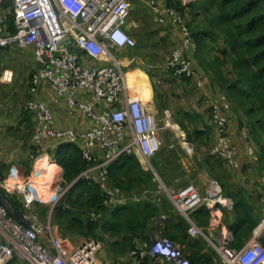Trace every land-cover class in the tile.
<instances>
[{"label":"built area","instance_id":"obj_1","mask_svg":"<svg viewBox=\"0 0 264 264\" xmlns=\"http://www.w3.org/2000/svg\"><path fill=\"white\" fill-rule=\"evenodd\" d=\"M145 1L155 22L171 19L182 34L181 42L173 46L165 61L145 64L146 71L171 73L179 81L192 79L196 71L186 53L194 46L195 38L186 12L169 4L168 0ZM131 5V0H0V48L34 47L38 65L32 72L29 96L23 109L30 113L35 123V144L41 146L45 138L57 140L54 148L62 143L77 144L88 162L75 180L66 183L55 202L68 194L79 179L97 184L108 208L148 198V189L142 194L127 193L110 185L109 181V166L113 162L124 154L138 153L153 171L158 192L167 196L182 216L192 222V213L203 205L208 207L213 201L227 204L231 199L223 195L216 179L210 180L207 196H202L194 184L182 187L166 184L154 168L152 159L161 145L157 135L160 119L147 105L139 80L134 78L129 82L127 66L135 58L126 63L118 55L137 44L128 30ZM8 15L13 16L11 21ZM195 84L202 86L201 81ZM44 87L53 90L51 100L35 96ZM60 101L70 113L76 110L85 113L91 121L90 126L86 129L59 127L54 105ZM224 107L229 109V104L225 103ZM171 115L169 109L164 110L161 119H165L167 126L171 123ZM226 115L214 106L213 119L219 130L212 153L233 167L237 166L236 147L229 144ZM240 134L247 153L257 160L258 151L251 145V133L244 127ZM186 139L183 137V143L189 145ZM31 186L30 178L20 180L16 176L0 175V188L7 194H22L24 204L18 219L9 216L0 206V264H14L16 258L29 264H104L99 240L89 237L73 245L69 239L55 233L50 216L43 220L34 209L37 198L31 196ZM261 199L264 202V193ZM156 201L161 204L160 198ZM160 216L168 218L166 212ZM101 217V213L92 214L94 220ZM260 226L264 227V216ZM189 233L207 238L195 224L190 226ZM231 238L232 232L227 229L223 238L212 244L218 264L264 263L263 245L248 244L237 249L229 245ZM134 243L133 264H141L150 255L172 264H192L185 249L166 234L155 237L150 243L137 239Z\"/></svg>","mask_w":264,"mask_h":264},{"label":"trees","instance_id":"obj_2","mask_svg":"<svg viewBox=\"0 0 264 264\" xmlns=\"http://www.w3.org/2000/svg\"><path fill=\"white\" fill-rule=\"evenodd\" d=\"M168 2L183 11L188 8V4L186 5L180 0H168ZM215 2L218 13L214 17H206L211 27L210 30L202 26L194 31L192 22L188 19L189 26L194 34L198 54L203 48H207L209 41L217 42L220 39V33L224 34L227 47L222 48L219 52L225 58L233 56L236 77L231 80L222 78L220 80L221 87L228 91L230 95L236 93L239 100L243 101L247 107V114L257 117L251 122L254 123L255 121L262 124L264 121V0H215ZM8 19L11 21L13 16L8 15ZM215 29L220 32H215ZM129 33L131 34L130 31ZM142 38L139 37V39ZM136 47L131 48L133 49L131 51L132 55H135L133 51ZM210 49L216 50L213 47ZM258 115H261V117ZM199 118L202 119V115L197 111L190 112L183 109L178 111L177 120L186 131L187 139L190 142L210 139L209 130L199 127ZM163 150L166 149L158 151L159 154L157 152L152 162L155 166H159L161 174L168 182L173 183L171 179H174V177H170V175L176 172L169 174L165 168ZM51 156L62 167L65 182L70 183L75 180L80 172L88 166V162L84 159L81 148L77 144L62 143L57 146L55 151L51 152ZM157 156H159V160L156 159ZM259 162L264 165V147H262ZM262 170L264 171V166H262ZM0 175L5 177L1 170ZM109 181H111L110 185L127 192L132 188L141 189L140 186L144 183L150 184L151 174L144 169L135 154H124L109 166ZM220 184L223 195L233 201L232 210L235 213L233 223L229 228L233 236L230 245L241 247L250 239L259 223L255 216V205L251 202L245 188L232 186L224 182ZM170 186L177 187L174 184ZM146 189L151 192L149 186L144 188V190ZM9 196H11V201L17 209L24 210L22 199L12 194H9ZM148 197H150L149 194ZM103 199V191L97 184H90L86 180L79 179L75 181L63 203L56 210V220L60 223L65 222L66 227L70 230L84 235H89V232L94 233L99 225L101 226L100 229L110 236H121L115 242V246L119 251L131 252L135 248V239L139 241L150 240L149 231L152 230V227L148 228L149 221L152 218L156 219L164 210L167 211L169 205L166 199L161 201L162 204H159L156 201L157 197L108 208L104 205ZM41 203L37 202L39 206L42 205ZM199 209L201 212L199 215L195 214L198 210L193 212L196 219L203 218L202 222H207L211 218L209 208L203 205ZM48 210L47 206L44 207L41 214L46 215ZM104 210L108 215L94 221L92 214L101 213ZM163 226V233L175 243L178 242L180 246L187 240H191L188 232L190 223L184 216L177 215L176 221H171L168 218L166 226ZM169 227H172L174 232H168ZM187 256L192 264H218V258L216 260L212 253L197 252L192 255L187 254ZM159 258V256H147L141 264H153V261Z\"/></svg>","mask_w":264,"mask_h":264},{"label":"crops","instance_id":"obj_3","mask_svg":"<svg viewBox=\"0 0 264 264\" xmlns=\"http://www.w3.org/2000/svg\"><path fill=\"white\" fill-rule=\"evenodd\" d=\"M180 1L186 5L188 4V1ZM147 8L149 7L147 6ZM130 20L131 19L129 18L128 30L133 36L150 38L148 37V30L146 32L145 27L143 28V30H140L141 25H137L136 20L138 23H140L139 19H136L135 21L131 22ZM155 23L161 26V29L163 30L159 39L165 40L168 43L169 48L170 46L181 42V30L179 26L175 24L171 19H166L164 23ZM153 46L155 48L157 44L153 43ZM195 48L196 45H194L190 50H188L186 55L192 61V64L196 71V74L193 76V78L189 80L191 84H193L192 87L194 86L196 89L190 87V82H177V79L174 78L171 73L169 74L165 72H147L145 67L143 66L146 64L145 60H150L148 54H146L145 57L139 54L132 55L131 51L133 49L120 51L119 54H121L123 60L126 63L130 62V58H135V60L129 63L127 66L128 74H133L134 78L140 77V79H146V81L150 85L148 89L149 91L151 90V92L152 82L157 83V88L161 89V91L167 95L169 94L167 91L171 90L174 93V96L178 97L179 100L181 98V101L185 103L186 106L183 107V109H191L190 105L195 102H198L199 99L195 98V94L199 95V97L205 95L207 97V100L205 102H207L208 108L212 111V118L209 122V132L210 134H213H211L210 136V141H212L213 138V143L215 145L219 128L215 120L213 119L214 106H218L220 111L226 112L229 115L230 109H226L224 107V104L228 103V99L226 94L217 84H213L212 82H209L207 80V76L204 70L197 62L198 58L196 57L197 52H195ZM28 54L31 56L30 58L28 57ZM165 59V56H161V60L159 62H163L165 61ZM37 65L38 62L34 56L33 46H28L25 48H20L17 46L0 48V170L5 176H8L12 175V169H15V176L18 179L27 180L33 175L35 167L44 163L45 166H47V170L49 168L50 170L54 169L55 174L57 173L56 176H59L58 179L62 177V180H64L62 167L58 165L51 156V152L55 151V149L57 148H54V146L58 143L57 140H55L54 138H45L41 146H37L33 140L35 123L30 113L23 109L26 94L29 96L28 89L30 87L32 72L36 69ZM198 81L202 82V86L198 87L195 84ZM139 83L141 84V80H139ZM174 89L177 90L175 91ZM165 94L163 95L164 100L167 101L168 99L169 101V97L166 99ZM35 96L51 100L54 96V92L50 87H44L39 90V92L35 94ZM54 111L56 121L59 127L77 126L79 128L86 129L90 126L91 121L85 113L80 110H76L75 112L70 113L67 110L66 105L63 101H60L59 103H56L54 105ZM156 113L158 114V111H156ZM229 138L230 142L235 145L239 150L238 152H240L238 160H242L237 168H232L228 165L224 166V169L230 172L231 179L229 180V185L236 186L238 183H242L241 181L244 182V188L247 192V195L249 196L251 202L255 205V216L259 222L258 225L255 227L250 239L241 247L233 246V248L240 249L247 246L248 244L256 243L264 246V227L260 226V223L264 216V202L261 199L264 193V171L259 167L258 162L253 161L251 156H249L245 150L243 151L244 146L238 122L233 118L230 119ZM99 153L100 152L97 151V154ZM135 155L138 157L142 166L146 170L147 166L144 159L138 153H135ZM245 157H247L248 160H245L243 162V159ZM156 159L159 160V156H157ZM48 162L51 165H48ZM159 163L161 164L160 161ZM52 164H55V167L52 166ZM204 173L206 175H203V178L208 175L206 172ZM218 177L219 179H223L219 175ZM173 180L174 179H171V182H173ZM201 182L202 180L200 181V183ZM66 183L68 182H65L64 185H66ZM200 188L205 193L202 184H200ZM232 207V200L230 203L227 204H222L213 201L208 206L211 213V218H209L207 222H202L203 218L196 219L194 213L192 214V222H189L190 226L192 224H195L203 231L205 230L204 233L206 234L207 238L202 235L192 236L189 233L191 240H187V242L182 244L185 249V252L188 255H192L197 252L208 253L205 244L208 246L207 240L209 239V237L214 239L216 242L220 241L223 238L225 231L230 228V225L233 223L235 217V213L232 210ZM165 212L167 213L168 218L171 221H176V216L182 215L176 208L169 207L168 210ZM199 213H201L200 209L195 212V214L198 215ZM157 218H159V216ZM153 219L154 218L149 221L148 225V228L152 227V230H147L149 231L150 235H152V231L158 228V223L155 220L152 221ZM161 224L162 222H160L159 227L163 231L164 226H161ZM163 225L166 226V223H164ZM255 230L257 232H255ZM168 232H174V229L172 227H169ZM120 238L121 236L112 237V240L109 241V246L105 243L108 247V250L103 252V249H101L100 258H102V260L105 259V253L107 254L106 257L113 256V262L115 260L119 261L120 258L121 260H125L127 256L130 255H128V253H130L129 251H119L118 248L115 246V242ZM232 241L233 236L229 241V245L232 243ZM130 257L129 260H131L132 258ZM15 263L29 264L27 261L21 258H16ZM107 264L112 263L107 262Z\"/></svg>","mask_w":264,"mask_h":264},{"label":"rangeland","instance_id":"obj_4","mask_svg":"<svg viewBox=\"0 0 264 264\" xmlns=\"http://www.w3.org/2000/svg\"><path fill=\"white\" fill-rule=\"evenodd\" d=\"M185 1H188V8L186 9L185 12L186 14H188L187 16L189 21L191 20L192 22L193 30L196 31L200 29L202 26L210 30L211 27L208 24L206 17L207 16L214 17L218 13L215 0H185ZM146 5L147 4L145 0H132L130 22L139 19L140 23H138L137 20L136 23L138 26L141 25L140 30H143V28L145 27V31L147 32L148 30V34H149L148 37H150V38L143 37L142 39H139V37L134 36L137 40V44H136L137 47L133 51V53L139 54L143 57H145L146 54H148L150 60L148 61L145 60V63L156 64L161 60V56L166 57L169 54L170 50L173 48V46L176 44L170 46L169 48L168 43L165 40L159 39L163 30L161 29V26L155 23L153 14L151 13L150 9L147 8ZM214 31L220 32L218 29H215ZM224 39H225L224 34L220 33V39L217 42L209 41L207 44V48L206 49L203 48L202 51H199V54L197 48H195V52H197L196 57L198 58L197 62L204 70L207 76V80L209 82H212L213 84H217L227 96L229 109H230L229 115L228 113L226 115L228 120L227 136L229 139V144L233 146L229 138L230 119L233 118L234 120H237L240 131H242V129L246 127L247 130L251 133L253 139L251 145L254 146V148L258 151L257 160H254L252 157L251 158L253 159V161L258 162L259 167L262 169V166L264 165L262 163L260 164L259 160L261 157L262 147H264V121L262 122V124H258L255 121L254 123L251 122L253 119L255 120V118L257 117L254 115L253 116L248 115L246 112L247 107L245 106L243 101L239 100L237 94L234 93V95H230V93L224 90L221 87L222 85L220 84V80L222 78L231 80L236 77L234 63H233V56L225 58L219 52V50H221L222 48L227 47V44L225 43ZM153 43L157 44L155 48L153 46ZM194 45H196V43ZM211 47L216 48V50L210 49ZM118 55L122 58L119 52ZM28 57L30 58L31 56L28 54ZM143 67H145V65ZM130 75L133 77V74ZM143 81L145 84L142 83V81L141 84L142 87H145L144 99L147 105L149 106V108H151V110H153L154 112L158 111V118L160 119L161 128L157 130V135L161 141L159 152L162 149H166L162 151L164 152L163 164L165 165V168L168 170L169 174L176 172L173 175H170V177H174V181L173 183H169L168 180L161 174L159 166L154 165V168L158 172L160 179L168 185L174 184L177 187H181L189 183L194 184L202 196H207L206 192L209 189L210 180L216 179L218 180L219 183L224 182L229 184V180L231 179V176H230V172L224 169L225 168L224 166L226 165L225 160L222 157L212 153L213 147L215 146L213 143V138L212 141H210V139H207L206 141L199 140L194 142H190L188 139H186L188 140L189 145L182 143L184 142L182 138L183 137L187 138L186 131L181 127L179 121L177 120L178 111L186 106L185 103L181 101L182 99L180 98L179 100L178 97L174 96L173 95L174 93L171 90L167 91L169 93L168 95L163 93L161 89L157 88V83L154 82L151 83L152 86V92H151V90L149 91L148 89V87H150L149 83L146 81V79H143ZM176 81L180 83L190 82L189 80L188 81L176 80ZM192 85L193 84H191L190 82V87H192ZM192 88L196 89L194 86ZM174 90L176 91L177 89ZM164 94L166 96V99L169 97V101L168 99L167 101L164 100V96H163ZM195 95H196L195 98L199 99L198 102L194 101L195 103L192 104L194 106L190 105L191 109L188 110L183 109V110L190 112H195V111L199 112L202 115V119L200 118L198 119L199 127L210 131L209 122L210 119L212 118V111L211 109L208 108L207 102H205L207 100V97L205 95H202L201 97H199V95L197 94ZM27 97L28 95L26 94L25 99H27ZM166 109H169L172 114L171 123L168 126L165 125V119L163 120L161 119L164 117V110ZM258 116L261 117V115ZM242 142L244 146L243 151L244 150L246 151L243 138H242ZM188 147H190L189 151H188ZM238 151L239 150L236 147L237 166L235 165L233 167L232 166L229 167L237 168L239 166V163H241L242 160L240 161L238 160V156L240 153ZM248 155L251 156L250 154ZM245 160H248V158L245 157L243 159V162ZM186 168L188 171L186 170ZM146 170L151 174V183L150 184L144 183L142 184V186H140L141 189L132 188V190L127 191V193L135 192L142 194L144 188L146 186H149L151 192L148 193L150 196L148 197V199L150 198L155 199L157 197L160 198L161 201L166 199L169 202L168 208L169 207L175 208V206L167 196L162 195L158 192V182L154 180L153 171H151L148 168H146ZM47 172H48L47 166H45V164L42 163L35 167L33 171V175L30 178L32 185L31 187L34 189V191L36 190L38 194L36 196L37 200L35 201L33 206L34 209L40 214L41 218L43 220H47L48 217L50 216L51 224L54 228L55 233L64 239H69L73 243V245H77L83 239L90 237L99 240L102 243V247H104L102 248L103 252L108 250L106 244L109 246V241L112 240V237L108 233L100 229L101 226L98 225L94 233L91 234V232H89L90 233L89 235H84L79 232H74L70 230L68 227H66L65 222L60 223L56 220L55 217L56 210L63 203V200L67 194L61 197L56 202H55V198L58 197L62 192V190L65 189V185H64L65 181L62 180V177L59 179L54 177L55 174L54 171H50V176L49 173ZM204 172L208 174L205 177L207 179L202 177L203 175H206ZM218 175L221 176L223 179H219ZM201 180L202 182L200 183ZM241 182L242 183H238L236 186L244 189V182L243 181ZM200 184H202L205 193L201 190ZM12 195L22 199V194L15 192L12 193ZM37 202H42L41 203L42 205L39 206ZM46 206L49 208V210L46 215H43L41 214V212L43 208ZM108 212L110 211L108 210ZM163 213H165V210L163 211ZM101 214L102 216L108 215L106 210H104V212H101ZM160 215L159 218L152 220V221L155 220L158 223V228L152 231L150 240L145 242L150 243L155 237L164 235L163 231L160 229L159 226H160V222H162L161 226H163V224L167 222L168 218H164ZM214 242L215 240L209 237V240H207L208 246L206 244L205 246L208 250V253L214 254L217 260L218 258L217 253L214 247L212 246ZM176 244L180 245L178 242H176ZM181 247L184 248L182 245ZM128 255L129 256H127L125 260H121L120 258L119 261L115 260L113 262L112 260L113 256L106 257L107 254L105 253V259H104L105 261L104 260L102 261L104 264H107V262L112 264H133L134 258L131 255V252L128 253ZM150 256L154 257L152 255ZM129 257L131 258V260H129ZM153 264H172V263L160 257L159 259L153 261Z\"/></svg>","mask_w":264,"mask_h":264},{"label":"water","instance_id":"obj_5","mask_svg":"<svg viewBox=\"0 0 264 264\" xmlns=\"http://www.w3.org/2000/svg\"><path fill=\"white\" fill-rule=\"evenodd\" d=\"M0 206L5 208L8 215L11 217L18 219L19 215H21V211L13 205L10 196L1 188H0Z\"/></svg>","mask_w":264,"mask_h":264},{"label":"bare ground","instance_id":"obj_6","mask_svg":"<svg viewBox=\"0 0 264 264\" xmlns=\"http://www.w3.org/2000/svg\"><path fill=\"white\" fill-rule=\"evenodd\" d=\"M137 77V76H136ZM133 78L134 77H132L130 74H129V82H132L133 81ZM139 80H141L143 83H144V81H143V78L142 79H140V77H137ZM145 84V83H144ZM144 89H145V87H142V89H141V92H142V94H143V96L145 95V92H144ZM145 97V96H144ZM48 164H50L49 162H48ZM52 166H55V164H52ZM50 171H54V169L52 170H50ZM55 173V172H54ZM55 175V174H54ZM10 182V181H9ZM36 182V181H35ZM43 185V184H42ZM38 194H37V192H36V190L34 191V189H32V191H31V196H37Z\"/></svg>","mask_w":264,"mask_h":264},{"label":"clouds","instance_id":"obj_7","mask_svg":"<svg viewBox=\"0 0 264 264\" xmlns=\"http://www.w3.org/2000/svg\"><path fill=\"white\" fill-rule=\"evenodd\" d=\"M12 176H15V174H16V170L15 169H12Z\"/></svg>","mask_w":264,"mask_h":264}]
</instances>
